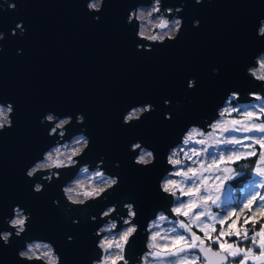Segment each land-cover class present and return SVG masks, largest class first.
Listing matches in <instances>:
<instances>
[{"label":"water","instance_id":"obj_1","mask_svg":"<svg viewBox=\"0 0 264 264\" xmlns=\"http://www.w3.org/2000/svg\"><path fill=\"white\" fill-rule=\"evenodd\" d=\"M150 0H105L103 11L90 14L83 0H18L16 11L0 13V30L5 33L0 54V96L15 106L13 126L0 134V215L11 217L13 205L32 213L23 239L33 237L51 241L63 264H89L95 252L91 233L100 221L88 215L99 214L103 205L66 211L60 186L76 169L66 170L61 180L45 183L37 194L24 172L52 143L47 136L51 125L39 119L47 112L72 115L71 136L84 128L90 147L81 163L93 166L104 157V168L116 172L119 185L108 196L112 200L134 202L137 223L144 228L158 207L166 201L157 187L167 170L163 156L177 143L190 123L203 117L214 118L215 108L229 91H239L241 101L254 90L244 74L252 57L264 51V38L256 36L258 20L264 18V0H205L197 5L186 0L182 30L174 42L153 47L151 52L136 51L142 43L135 36V25L124 21L129 9ZM165 7L179 6V0H165ZM93 15H99L94 20ZM199 20L197 28L192 21ZM23 21V37L9 35L16 22ZM17 49L22 54L17 55ZM219 74L213 75L212 68ZM195 78L194 89L187 80ZM171 101L165 107L164 101ZM151 103L155 111L130 125L121 123L122 115L136 104ZM85 117L75 124V114ZM171 113V119H164ZM140 140L156 153V163L142 168L132 163L135 153L128 145ZM119 162V169L114 164ZM79 217V224L71 223ZM7 226L4 225V228ZM73 237L71 242L67 237ZM23 239L13 238L0 251V264H25L16 251ZM143 236H137L129 254L143 250Z\"/></svg>","mask_w":264,"mask_h":264},{"label":"clouds","instance_id":"obj_2","mask_svg":"<svg viewBox=\"0 0 264 264\" xmlns=\"http://www.w3.org/2000/svg\"><path fill=\"white\" fill-rule=\"evenodd\" d=\"M18 0H0V13L16 11ZM23 2V0H20ZM86 11L98 14L105 0H83ZM186 0L177 7H165V0H150L129 9L124 21L135 25L138 41L136 51L151 52L154 46L174 42L178 38L183 18L179 15ZM205 0H194L200 5ZM211 2V0H208ZM99 15H93L99 20ZM199 20L192 21L197 28ZM256 36L264 38V18L258 20ZM23 21L9 29V35L23 37ZM4 31L0 30V54L4 51ZM22 54L17 49V55ZM213 75L219 74L212 68ZM253 82L254 90L246 92L247 102H241L239 91H229L215 108L214 118L203 117L190 123L181 132L177 143L169 146L163 156L167 170L159 177L157 187L166 201L147 218L141 229L139 213L134 202L112 200L108 196L119 185L116 172L104 168V157L93 166L81 163L90 147V137L81 128L68 135L73 124L72 115H57L49 111L40 119L41 125H51L47 136L52 143L24 172L34 193H41L45 183L61 180L66 170L76 169L70 179L60 186V197L53 206L64 202L65 210L87 208L101 203L98 216L89 214L88 220L98 226L91 233L95 252L89 264H264V51L252 57L244 69ZM195 78L187 80V88L194 89ZM164 106H171L165 100ZM155 111L151 103L136 104L122 115L125 126L138 122ZM15 106L0 96V134L13 126ZM171 113H164L170 120ZM85 117L75 114V124L83 125ZM135 153L132 163L147 168L156 163V153L136 140L128 145ZM119 162L114 164L119 169ZM248 179L239 188L234 183ZM11 217L0 215V251L13 238L23 239L28 231L32 213L20 205H13ZM79 217H72L73 225ZM4 225L7 227L4 228ZM143 236V250L129 254L137 236ZM71 242L73 237L68 236ZM16 257L25 264H63L55 245L46 239H23V247Z\"/></svg>","mask_w":264,"mask_h":264},{"label":"trees","instance_id":"obj_3","mask_svg":"<svg viewBox=\"0 0 264 264\" xmlns=\"http://www.w3.org/2000/svg\"><path fill=\"white\" fill-rule=\"evenodd\" d=\"M248 178L247 177H244L240 180H237L235 183H234V187H236L237 189V192L239 190V188L243 185V183L247 180Z\"/></svg>","mask_w":264,"mask_h":264},{"label":"rangeland","instance_id":"obj_4","mask_svg":"<svg viewBox=\"0 0 264 264\" xmlns=\"http://www.w3.org/2000/svg\"><path fill=\"white\" fill-rule=\"evenodd\" d=\"M241 102H247V101H241Z\"/></svg>","mask_w":264,"mask_h":264}]
</instances>
